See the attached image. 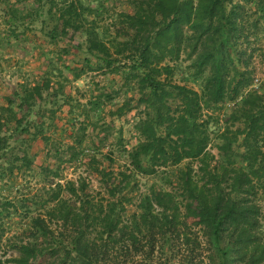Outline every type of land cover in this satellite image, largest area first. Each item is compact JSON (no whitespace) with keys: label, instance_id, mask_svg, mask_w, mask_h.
<instances>
[{"label":"trees","instance_id":"1","mask_svg":"<svg viewBox=\"0 0 264 264\" xmlns=\"http://www.w3.org/2000/svg\"><path fill=\"white\" fill-rule=\"evenodd\" d=\"M49 1L50 11L55 9L58 15L54 34H68L82 12L92 10L83 0ZM129 4L132 12L121 15L128 29L123 41L101 39L93 28L86 27L84 32L89 48L103 54L112 71L137 81L140 101L154 111L153 117L137 126L144 140L131 153L133 171L154 174L187 161L177 172L175 190L150 186L136 199L137 210L129 221L122 223L113 214L112 197L120 195L118 203L129 200L121 194L134 179L125 172L112 176L99 170L102 178L108 177L105 189L112 201L103 212L102 206L85 200L89 204L85 230L79 228L80 214L65 206L61 191L53 193L58 218L64 224L71 218L76 228L73 238L67 232L57 236L52 220L41 214L28 216L30 221L22 224V231L13 233L8 219L17 213V205L10 200L0 202V264H119L121 259L112 252L118 243L125 249L123 257L130 249L156 248L160 238H171L175 248L176 242L189 243L187 231L192 227L199 228L208 248L206 264H264V90L255 87L257 75L247 68L251 54L242 52L246 65L241 70L231 58L239 38L233 41L230 33L240 37L237 30L242 29L232 19L235 10L229 8L240 4L234 0H129ZM260 4L264 13V0ZM222 49L234 69H229ZM184 54L194 57L186 66L192 77L199 76L205 65L210 68L200 91L174 81ZM128 59L132 71L119 70ZM230 70H236L234 76ZM226 100L233 102L227 120L236 128L221 133L222 143L217 147L223 160H219L209 148V121L204 112ZM241 136L244 151L237 157L234 144ZM6 140L0 136V148ZM67 189L77 195L74 184ZM98 226L99 235L91 239L88 231ZM199 259L205 262L204 256ZM126 261L128 255L122 264Z\"/></svg>","mask_w":264,"mask_h":264},{"label":"rangeland","instance_id":"2","mask_svg":"<svg viewBox=\"0 0 264 264\" xmlns=\"http://www.w3.org/2000/svg\"><path fill=\"white\" fill-rule=\"evenodd\" d=\"M261 1L234 0L240 6L229 9L235 10L232 19L242 29L237 30L240 37L230 33L233 41L239 38L231 58L241 70L246 65L241 60L242 52L251 54L247 68L257 75L255 87H260L262 92ZM81 3L92 10L82 12L76 25L67 29L68 34H54L58 15L55 9L50 11V1L0 0V136L7 137L6 144L0 148V202L10 200L17 205V213L8 219L13 233L22 231V224L30 221L28 216L41 214L52 220L51 227L57 236L67 232L73 238L77 232L71 218L66 224L58 218L57 201L52 200L55 191H61L66 207L80 214L79 228L85 230V207L89 205H85V200L98 204V208L102 206L103 212L109 210L112 201L105 189L108 177L102 178L99 170L112 176L119 172L132 175V184L121 194L130 199L118 203L120 195L112 197L116 204L115 218L126 223L137 210L136 199L150 186L175 190L177 172L187 162L162 167L154 174L133 171L131 153L144 140L137 126L141 120L153 117L154 111L140 101L137 81L112 71L103 54L89 48V36L84 32L86 27L93 28L101 39L123 41L128 29L121 15L124 11L132 12V7L129 0ZM225 50L222 49L223 58L229 69H234ZM183 58L174 81L200 91L211 73L210 68L205 65L199 76L192 77L186 66L194 57L184 54ZM120 64L119 70L130 71L133 63L128 59ZM235 72L230 70V75L234 76ZM232 108L233 102L226 100L215 110L204 112V118L209 121V148L219 160H223L217 147L222 143L221 133L236 128L227 120ZM159 132L162 134L163 129ZM242 141L241 136L234 144L236 156L244 151ZM143 164H148L145 158ZM68 184H74L77 195L67 191ZM99 232V226L92 228L89 237L96 238ZM187 232L189 243L176 242L175 248L168 237L158 239V246L151 250L130 249L123 257L125 249L118 243L112 252L121 259L119 264L127 255L126 264H206L208 248L199 228L192 227ZM200 256H204L205 262L200 261Z\"/></svg>","mask_w":264,"mask_h":264}]
</instances>
